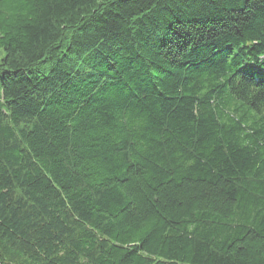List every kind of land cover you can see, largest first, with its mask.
<instances>
[{
  "label": "trees",
  "instance_id": "obj_1",
  "mask_svg": "<svg viewBox=\"0 0 264 264\" xmlns=\"http://www.w3.org/2000/svg\"><path fill=\"white\" fill-rule=\"evenodd\" d=\"M0 264H264V0H0Z\"/></svg>",
  "mask_w": 264,
  "mask_h": 264
},
{
  "label": "rangeland",
  "instance_id": "obj_2",
  "mask_svg": "<svg viewBox=\"0 0 264 264\" xmlns=\"http://www.w3.org/2000/svg\"><path fill=\"white\" fill-rule=\"evenodd\" d=\"M1 57H2V54H1V52H0V59H1Z\"/></svg>",
  "mask_w": 264,
  "mask_h": 264
}]
</instances>
